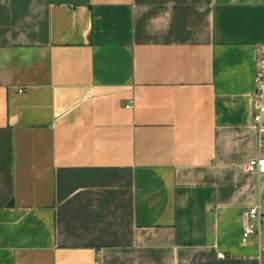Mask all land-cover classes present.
I'll return each instance as SVG.
<instances>
[{
    "label": "crops",
    "instance_id": "crops-1",
    "mask_svg": "<svg viewBox=\"0 0 264 264\" xmlns=\"http://www.w3.org/2000/svg\"><path fill=\"white\" fill-rule=\"evenodd\" d=\"M262 45L264 0H0V264H264Z\"/></svg>",
    "mask_w": 264,
    "mask_h": 264
},
{
    "label": "built area",
    "instance_id": "built-area-1",
    "mask_svg": "<svg viewBox=\"0 0 264 264\" xmlns=\"http://www.w3.org/2000/svg\"><path fill=\"white\" fill-rule=\"evenodd\" d=\"M254 53L256 73L253 81L255 88L251 101L253 109L252 121L257 133L256 149L258 156L250 160L246 165V170L264 174V45L256 46ZM242 230V243H247L252 236H255L260 250L264 251V247L261 245V239L264 236V213H262L259 204L251 206L243 213ZM224 258L223 253L217 254L218 260Z\"/></svg>",
    "mask_w": 264,
    "mask_h": 264
}]
</instances>
